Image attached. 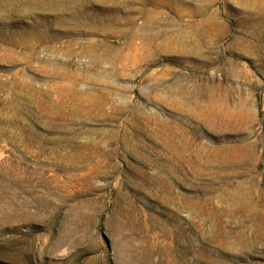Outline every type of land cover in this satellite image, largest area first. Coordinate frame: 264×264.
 Instances as JSON below:
<instances>
[{
    "label": "rangeland",
    "instance_id": "374dc122",
    "mask_svg": "<svg viewBox=\"0 0 264 264\" xmlns=\"http://www.w3.org/2000/svg\"><path fill=\"white\" fill-rule=\"evenodd\" d=\"M258 140L264 0H0V264H264Z\"/></svg>",
    "mask_w": 264,
    "mask_h": 264
},
{
    "label": "bare ground",
    "instance_id": "6f19581e",
    "mask_svg": "<svg viewBox=\"0 0 264 264\" xmlns=\"http://www.w3.org/2000/svg\"><path fill=\"white\" fill-rule=\"evenodd\" d=\"M87 53L90 54L93 58L99 59L96 56V52L95 51L90 50ZM50 63L51 62H49L47 64L49 66L53 65V64H56V63H53V62H52V64H50ZM259 145H260V140L253 141L252 143H250L248 145L242 144V145H240L241 150H240L239 154H235L236 153L235 152V148L234 147H229V145H227L226 147H221V148L219 147L218 148V153H217L218 154V159H220L223 162L228 163V164L236 163V161H238V163H240V164L241 163H246V162H248V163L254 162V167H255V169L257 171H259V169H261V166H262V168L264 170V163L263 164L258 163L259 162V151H258ZM236 155H238V156H236ZM263 155H264V152H263ZM260 175H262L260 179H254L253 180V182L256 180L254 182V184H256V185H254L253 187H248L245 190V192H241L240 195L242 197L241 196H237V201L238 202H240V198H248V199L253 198V200L250 203L251 205L252 204L256 205V206L257 205H262L264 207V198L262 197V191L260 190V187H259L260 184H263V181H264V171ZM257 196H259V197H257Z\"/></svg>",
    "mask_w": 264,
    "mask_h": 264
}]
</instances>
